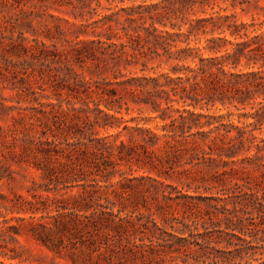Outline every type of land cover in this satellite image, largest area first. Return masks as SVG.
Returning <instances> with one entry per match:
<instances>
[{
    "label": "rangeland",
    "instance_id": "rangeland-1",
    "mask_svg": "<svg viewBox=\"0 0 264 264\" xmlns=\"http://www.w3.org/2000/svg\"><path fill=\"white\" fill-rule=\"evenodd\" d=\"M253 1L219 0L221 6H228L223 13L236 11L238 21L246 22L252 21L253 17L264 18V0ZM140 2L101 0L99 5L97 0H0V25L14 24L17 29L13 35L17 37L23 29L26 37L21 45L7 52L20 69L25 68L26 84L30 85L28 93L6 101L16 107L10 114L19 111L26 114V122L36 140L56 138L62 141V147H67L68 141L76 143L70 158L56 159V155L33 147L24 154L25 161L11 163L15 179L3 184V192L10 198L21 194L42 209L36 214L22 212L20 215H35L36 219L45 215L43 221L49 222L45 235L50 243L58 245L60 239L64 241L57 253L34 240L21 238L31 249L25 254L29 258L26 264H213L215 256L236 247L230 245V241L242 243L231 234L234 232L231 228L236 224L237 228L242 226L249 232H257L258 237L263 235L259 231L263 214L252 207L239 204L235 207L243 200L242 195L233 192L238 188L236 184H246L253 179L241 172L240 164L229 162L225 165L219 161L214 170L204 174L186 170L190 167L187 164L170 169L178 160L186 159V152L181 150L185 146L176 151L166 146L149 150L161 170L151 167L150 158L142 149H139L142 156L139 161L133 158L114 168L110 160L116 157H107L106 150L95 147L97 140L102 138L133 143L131 133L135 127L163 133L161 127L165 122L155 118L157 113L145 105L138 106L130 101L131 109L124 108L120 113L106 108L109 95L104 90L118 88L120 91L116 81L124 77H114L108 56L99 53V58L92 59V45H98L92 41L106 39L105 35L93 32L101 29L92 27V22L120 7ZM212 11L208 9L207 14ZM26 15L32 20L30 29L17 26ZM196 16L205 14L197 13ZM4 34L11 35L12 32L7 30ZM122 34L115 30L113 41H124L126 38H119ZM79 40L85 42L78 44ZM84 46L89 57L85 56L81 61L76 58L73 48ZM143 61L130 66L121 62L115 70L124 76L141 75ZM158 65L157 71L170 67L161 59L150 60L147 61L148 72L153 74L151 68ZM4 93L11 95L13 92L7 89ZM175 106L181 107L182 103H175ZM97 107L117 118L107 117ZM231 109L235 111L234 107ZM250 109L248 106L246 110ZM226 111L218 104L210 113ZM1 112L0 123L11 125L13 120L7 111ZM125 125L131 128L125 129ZM134 133L138 139V134ZM215 175H219L221 183L216 181ZM121 182L127 187L125 192ZM222 189L229 194L223 195ZM179 191L205 199L197 201L198 206L187 211L180 203L184 199L177 198L181 194ZM73 210L79 216L78 227L73 224L75 214H70ZM2 211L8 217L12 216L5 208ZM64 214H67L64 218L66 228L61 224L63 216L59 217ZM107 219H113L120 226L111 227ZM155 221L161 229H156ZM154 234L169 239L179 250H166L160 254L155 252L156 248L152 251L149 239H158L153 237ZM194 240L200 245L189 243ZM261 243H254L253 250L264 251L259 248ZM257 256L260 257V253ZM250 261L257 264L256 260Z\"/></svg>",
    "mask_w": 264,
    "mask_h": 264
},
{
    "label": "trees",
    "instance_id": "trees-1",
    "mask_svg": "<svg viewBox=\"0 0 264 264\" xmlns=\"http://www.w3.org/2000/svg\"><path fill=\"white\" fill-rule=\"evenodd\" d=\"M97 1L101 5V0ZM108 1L113 3L125 0ZM217 6L220 7L218 10ZM208 9L213 11L207 14ZM227 9L228 6H221L219 0H141L137 5L120 7L92 22V27L101 29L98 32L94 29L93 32L106 36L105 40L92 41V44H98L92 45V59L99 58V53L108 56L114 69V77H124L116 81L120 91L118 88L104 90L109 95L105 102L106 108L116 113L124 108L129 111L132 101L138 106L145 105L150 111L157 113L155 118L165 122L161 127V134L151 128L135 127L131 133L133 143L128 144L124 140L117 143V140L112 142L102 138L97 140L95 147L106 150L107 157H116L110 160L114 168L121 162H131L133 158L139 161L142 157L139 149H142L149 156L151 167L161 170L149 150L152 147L166 146L175 148V151L176 148L185 146L181 150L186 152V159L183 162L178 160L170 169L187 164L190 167L186 170L204 174L214 170L219 161H223L225 165L229 162L238 163L241 172L253 179L246 184H236L238 188L233 192L242 195L243 200L237 202L235 207L238 204L252 207L264 216V18L257 20L253 17L250 22L238 21L236 11L223 13ZM242 10L245 11V8ZM197 13L205 16H196ZM28 17L26 15L17 26L30 29L32 20ZM16 29L14 24L0 25V116L1 111H7L13 120L8 126L0 123V264L27 263L29 258L25 254L31 249L21 238L26 241L34 240L57 253L59 245H64L63 239H60L58 245L50 243L51 240L45 235V229L49 226V222L43 221L45 215L39 219L35 215H20L22 212L36 214L42 209L21 194L10 198L3 192V184L15 179L12 161L22 163L25 161L26 151L33 147L56 155V159L70 158L76 144L68 141L67 147H62V141L56 138L36 140L26 122L27 115L20 111L10 114L16 107L6 104V101L14 96H23L30 88L24 77L25 68L20 69L18 63L7 56L10 48L21 45L26 40L23 29L19 30L17 37L13 35ZM7 30L12 34L5 35L4 31ZM115 30L123 33L124 36L120 35L119 38L126 39L120 43L114 42ZM83 42L85 41L79 40L78 44ZM73 49L76 58L83 61L87 55V47ZM142 59L141 75L124 76L115 70L121 62L130 66ZM156 59L168 63L170 67L157 71L158 65L151 68V74L148 72L150 69L147 61ZM7 89L13 95H5ZM175 103H182V106H175ZM218 104L227 111L210 113L212 107ZM248 106L251 107L250 110H246ZM97 109L109 118H117L115 114L99 107ZM204 110L207 112H203ZM124 128L131 127L125 125ZM134 132L138 134V139ZM218 176L215 175L214 178L221 183L222 179ZM122 185L124 183L121 182ZM126 188L122 186V191L125 192ZM221 191L223 195L229 194L226 189ZM113 192L117 193L114 189ZM179 192L181 194L177 198L184 199L180 203L187 211L197 207V201L205 199L200 195ZM2 208L12 213V216L8 217ZM101 212L105 213L104 210ZM76 213L73 210L70 214H75L73 224L78 227L80 220ZM60 216H63L62 226L66 228L64 218L67 214ZM107 221L111 227L120 226L113 219ZM263 224L264 220H261L259 231L263 235L260 237L257 232H249L242 226L237 228L236 224L231 228L234 231L231 234L242 243L230 241L229 244L236 247L215 256L212 263L243 264L245 260V264H252V259L257 264H264V251L253 250L254 243L259 242L262 243L258 247L264 250ZM154 225L156 229H161L156 221ZM184 225L189 227L188 224ZM235 229H238L236 231L239 234L235 233ZM153 237L158 239L150 238L149 245L152 251L156 248L157 254L166 250H179L169 239L155 234ZM141 241L145 244L144 239ZM189 243L200 245L198 240ZM258 253L260 257L257 256Z\"/></svg>",
    "mask_w": 264,
    "mask_h": 264
}]
</instances>
